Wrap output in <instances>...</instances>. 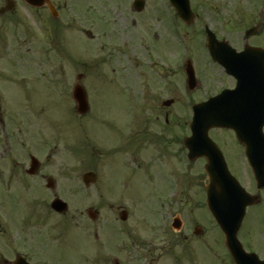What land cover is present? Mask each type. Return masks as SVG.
<instances>
[{"label":"flooded vegetation","instance_id":"obj_1","mask_svg":"<svg viewBox=\"0 0 264 264\" xmlns=\"http://www.w3.org/2000/svg\"><path fill=\"white\" fill-rule=\"evenodd\" d=\"M50 1L55 7L56 16L52 15L47 5L31 7L24 0H0V42L5 43L3 25L19 23V5L23 7L26 4L34 12L33 18L39 22L47 18L54 24L67 19V3L62 0ZM252 26L258 28L247 42L251 46L262 47L257 42H253V39L260 38L264 33L263 8L259 10L257 17L253 18ZM2 44H0V58ZM235 49L240 53L244 47L235 45ZM18 54L15 58L16 64L12 65L15 68L14 79L11 75L8 78L4 74L3 66H0V188L4 191L5 199L13 200L18 205L20 199L25 198L27 203L25 208L12 210L19 213L14 219L9 216L6 208L0 210V236H4L5 240V243L0 241V264H13L18 259L35 264L32 258L38 248L35 240H38L44 232L47 234V239H53L55 220L63 222L65 235L67 234L74 216L69 212L65 214L54 212L51 209V202L58 198L68 199L73 194L71 187L73 182H79L82 176L89 172L96 173L98 181L94 185H83V187L86 194L93 195L94 199L104 202L139 199L145 201L150 211L157 212L160 216L162 214L166 227L169 219L178 223L176 257L172 264H184V262L194 264V260L199 258L203 261L207 259L210 264L214 263L215 255L211 254L209 248L215 246L212 221H206L199 215L193 219L188 216L186 219L180 203L183 192L182 189H178V183L183 178L181 168L184 163V133H182L183 122L178 112L172 110L175 104H178V98L166 99L169 106L159 105L158 114L154 113L157 129L152 133L151 128H147L149 119L137 121L131 118L130 113L124 116L119 113L120 93H131L132 96L128 97V100L134 99L135 87L129 86L126 91H121L120 81L113 75L111 81H100L96 92V87L89 88L87 80L80 82L90 104L89 112L80 114L73 99L78 82L71 84L57 80L54 81L55 83L42 82V86L30 85L29 81H25L24 69L33 70L34 66L22 65L23 56ZM231 63L232 59H230ZM211 64L213 69L209 80L212 83L210 87L212 86L215 92L210 97L223 89H233L237 82L235 76L228 74L213 60ZM47 67L41 66L40 70L45 71ZM147 90L143 95L146 102H151L149 97H156V94L150 89ZM165 101L162 99L159 103ZM24 103L32 106L31 112H24ZM161 117L164 118L163 125L159 122ZM168 126L171 130L176 128L177 133L169 137ZM210 137L223 152L231 173L249 192L257 194L261 199L259 204L247 208L245 224L249 215H260V213L255 214L261 210L257 207L264 203L261 197L264 195V190L249 183V176L243 178V174L250 169V164L246 147L238 142L234 131L213 129L210 131ZM169 143L176 145L175 162L172 159L170 165L167 164ZM142 148L146 150L145 156ZM121 153L129 156L120 158ZM58 155H63L64 159H58ZM33 157L37 160H33ZM176 157L180 169L177 168ZM193 164H198L199 169H203L207 159L199 158ZM173 165H175V174L168 176L167 169L173 168ZM202 175V179L206 180L207 176L204 173ZM133 179L137 183L132 185ZM94 186H97V189L91 194L90 188ZM150 186H153V189ZM174 189L176 196L171 199ZM102 206L110 212L112 209L109 207L116 208L114 212L109 213L110 223H98L95 235L98 245L103 246L102 239L110 236L109 232L113 226L127 230L128 244L123 245L121 249L128 256L114 260V264H168L167 242L158 247L153 239L149 240V236H143L137 230L141 225L142 217L131 221L133 213L122 204L105 203ZM39 209L43 211L42 215H39ZM123 211L127 212L126 221L119 220ZM96 212V220H98L100 212L99 210ZM254 216L250 220H254ZM203 219L204 224L200 222ZM244 224L240 238L245 250L264 259V236L256 240L254 237L257 235H252L248 230L249 226L250 228L253 226ZM205 235L208 239L207 252L205 249L200 252L198 246L188 245L190 236L203 239ZM13 237L23 238L26 247L15 245ZM248 237L253 241H248ZM204 242L207 243V240ZM222 259L225 264H233L228 250L224 251Z\"/></svg>","mask_w":264,"mask_h":264},{"label":"rangeland","instance_id":"obj_2","mask_svg":"<svg viewBox=\"0 0 264 264\" xmlns=\"http://www.w3.org/2000/svg\"><path fill=\"white\" fill-rule=\"evenodd\" d=\"M62 1L67 3L68 17L59 23L53 24L47 18L42 19L43 22L37 21L33 18V11L24 4L23 7L20 5L18 7L19 23H6L3 25L5 43L0 42L2 44L0 66H3L4 74L8 78L11 75L14 79L13 72L15 68L12 65L16 64L14 63L16 62V54L19 53L18 55L23 56L24 59L21 62L22 65L30 64L34 66L33 70L24 69L25 81H29L30 85L42 86V82L51 81L55 83L54 81L57 80L71 82L72 84L77 80L78 73L81 72L85 73V81L87 80L89 88L96 87V92V89H99L100 81H111V70H115L113 74L120 81L121 91H124L123 88L127 90L129 86L135 87L134 99L129 102L126 98L127 94L120 93L119 97L123 102V105L119 103V113L121 115L124 116L126 113H130L137 118V121L144 118L149 119L147 128H151V132L154 133L157 129L154 113L158 114L159 105L162 106L163 104H160L159 101L177 97L178 104H175L176 106L172 110L178 112L183 122L182 133L184 135L189 134L188 122L192 112L191 101L203 100L208 93L215 92V89L210 87L212 83L209 76H211L212 68L207 58L208 54L206 55L207 52H205L204 26H211L222 39L229 41L232 45L242 47L245 31L252 26L253 18L257 17L260 7L264 5V0H191L193 11L199 14L200 18L196 19L191 25H187L176 18V12L170 5L169 0H145V8L141 13L133 10L134 0ZM260 39H253V42L264 45V33L260 36ZM53 47L55 49H52ZM62 50L70 59L67 56V59L56 57L58 53H62ZM187 60L192 61L199 79V86L194 92L189 90L187 86L185 74ZM41 66L48 67L45 68V71H42L40 70ZM107 75H109L108 78H106ZM8 78L7 80H10ZM147 89L153 91L158 98L149 97L151 102H146L143 94ZM125 99L126 103L124 104ZM159 122L163 125L164 118L161 117ZM167 130L169 137L176 132V128L171 130L170 126ZM175 146L174 143H169L168 165H170L172 159L175 162ZM142 151L145 156V148H142ZM184 154H186L185 150ZM124 156L128 157L129 155L126 153L120 154V158ZM59 158H61L60 155H58ZM176 159L177 168L180 169L178 157ZM174 167L175 165H173V168L168 167V176L175 174ZM181 171L183 178L178 183V189H182L183 192L180 196V203L186 219L188 216L193 219L198 216V213L206 221L210 220L211 222L210 216L204 211L202 201L200 202L202 196L201 184H204V179L201 177L203 175L198 164L190 163L185 159ZM248 176V171L243 174V178ZM135 183L137 181L133 179L131 184ZM75 185L77 187L72 186L73 194L67 200L70 214L78 219L79 222L75 221L76 225L80 226L78 228L90 235L95 231L89 230L96 228L98 225L92 227L93 222L88 217L87 210L90 208L99 210V219L95 221V224H106L110 223L111 220L109 213L114 212L116 207H109V209H112L111 212L106 211V208L101 205L104 201L96 200L93 195L86 194L82 183ZM150 188L153 189V186H150ZM96 189L97 186L91 187L90 193H94ZM3 193L4 191L0 188V210L6 208L10 214L9 216L14 219L19 213L12 210L19 207L25 208L27 201L25 198H21L17 205L13 200L5 199ZM262 197L264 199V195ZM115 202L108 201L111 204H123L131 210V213H133L131 221L142 217L140 232L143 236H149V240L153 239L158 247L164 245L165 241L168 244L170 243L166 254L169 257L167 262H170L169 259L175 256L176 250V233L169 228L170 223H172L171 219L167 222L169 227L166 231L161 230L157 233L153 231L152 227L149 228V224H145L146 220L149 219L155 223L157 222L146 203L144 205V202L139 199H128L121 203ZM260 209L264 217V203L260 205ZM38 212L39 215H42V212ZM259 212L260 210L255 215H258ZM252 216L254 215L248 216L245 224L246 226L249 223L257 225V228H253V232L251 231L252 235H257V237H254L257 240L262 235L264 236L260 222L262 219L257 220L258 216H254V221L250 222ZM119 219L121 220V218ZM203 221L204 219L200 220L202 224H204ZM155 223H152V225L158 227V223ZM160 224L164 225L162 218ZM143 225L149 228L148 232ZM214 225H216L215 222ZM68 229L71 235L68 239L65 235L66 239L64 241L59 240L58 236H54V239H47L46 232L38 240H35L38 248L32 257L33 262L35 264H104L102 258L112 256L107 253L109 251L106 248L107 245L100 246L97 244L98 247H94L95 244L90 240L87 241L83 237H78L81 232L75 225L69 226ZM110 232L112 236H109L110 238L108 236L103 237V242H106L107 238H109V241L112 239L123 241L125 238L122 232ZM214 234H216L214 238L215 246H212V249L209 248L211 254L215 255L214 258L220 259L217 244L219 246L223 237L218 227H216V233L214 231ZM190 238L188 245L198 246L197 249L200 252L203 249L206 252L208 251L206 235L203 239L191 236ZM206 240L207 243L204 242ZM0 241L5 243L4 236H0ZM248 241L253 240L248 237ZM13 242L17 246L26 247L23 238L13 237ZM21 249L30 250L29 248ZM194 264L210 263L207 262V259L203 261L199 258L194 260Z\"/></svg>","mask_w":264,"mask_h":264},{"label":"water","instance_id":"obj_3","mask_svg":"<svg viewBox=\"0 0 264 264\" xmlns=\"http://www.w3.org/2000/svg\"><path fill=\"white\" fill-rule=\"evenodd\" d=\"M171 2L177 8L182 19H184L188 23H190L193 20L194 16L191 11L189 0H171ZM134 5L136 10L140 11L144 8V1L136 0ZM207 40H208V46L211 50H220V49L222 50L219 52V57H218V53L215 54V57L218 59L221 57L224 58L225 53L223 52V50L229 49V45L227 43L218 44L215 35L210 31H208ZM259 56L264 57V53H260ZM187 74L191 78L190 83L192 82L194 83L193 69L190 65L188 66ZM243 82L244 81H242V83ZM75 99L77 100L80 107L83 106L85 107L86 101L85 98L83 99V95L81 94L79 88L76 89ZM242 109L243 106L241 105L240 102L232 103L230 100V95H228L227 93H223L214 102L209 101L194 107L195 116L191 123V128L194 130L195 136H203L212 127L215 126L230 127L236 129L239 132L238 133L239 137L242 138V136H244L243 132L246 133V125L244 124V122L247 121L246 118L245 120H243L244 118H241L240 113ZM262 116L263 118H261L260 116L257 118L259 120H262L264 123V104L262 105ZM252 120L254 123L257 122L256 119L254 118H252ZM185 145L190 149L191 152H193L192 143L191 141H189V139L186 140ZM232 189L233 186L228 185L227 183L219 185L216 184L214 181H211L210 186H208L209 194H212L213 200L216 203L217 201L218 203L223 202L221 207H218L216 205H215L216 207L213 205L212 206H213V211L215 212L214 214L216 215L219 223L221 224L225 233H227L228 236L230 234H232L233 236L235 235L236 228H232V226L237 222L233 224L232 220H229V218H227V215L222 211L225 209L226 203H224V198L220 196L221 194L220 192L222 191V193L224 194L230 191L232 194H235L232 197L235 200V202H237V200L239 199V201L243 203L242 206L236 205L237 208H234V210L237 211V213L234 216H231V218L236 219L237 215H239L240 217L237 220L238 222L242 219V216L244 215V211H245L244 208L246 205V203H244L245 201H243L245 200V198L242 197L241 194H236L237 192ZM55 206L57 209H63V205L61 204V202H57Z\"/></svg>","mask_w":264,"mask_h":264}]
</instances>
